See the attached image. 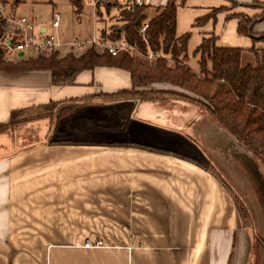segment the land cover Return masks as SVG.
Listing matches in <instances>:
<instances>
[{
    "label": "crops",
    "instance_id": "0c3cea01",
    "mask_svg": "<svg viewBox=\"0 0 264 264\" xmlns=\"http://www.w3.org/2000/svg\"><path fill=\"white\" fill-rule=\"evenodd\" d=\"M131 1L113 0L117 5L110 8L118 13ZM167 1L143 0L141 6L150 11V19ZM234 1L264 4V0ZM228 4L185 0L178 7L176 36L190 33L187 55L188 64H196L190 65L193 69L197 70L193 52L205 38L216 37L219 46L252 47L251 41L243 47L235 44L242 36L237 34V19L230 15L253 16L261 9L237 11ZM111 9L98 8L92 15V31L101 34L97 21ZM216 9L224 11L214 14ZM6 14L29 20L34 37L51 31L50 24ZM253 31L264 34V21ZM16 32L9 26L7 37L14 38ZM57 34L64 40L77 37L59 24ZM131 87L128 72L109 67L81 72L66 86L51 85L47 71L0 72V264H250L254 241L257 264H264L262 230L252 233L242 224L228 190L198 161L211 162L216 154L242 166L254 158L208 119L202 107L173 98L139 102L124 131L96 129L91 138L120 144H48L45 119L8 124L12 112ZM155 88L180 91L166 84ZM201 119L217 130L199 140L194 134ZM38 124L43 133L28 143L20 144L9 131ZM10 141L19 144L7 145ZM86 239L103 244L86 247Z\"/></svg>",
    "mask_w": 264,
    "mask_h": 264
},
{
    "label": "trees",
    "instance_id": "16d2710c",
    "mask_svg": "<svg viewBox=\"0 0 264 264\" xmlns=\"http://www.w3.org/2000/svg\"><path fill=\"white\" fill-rule=\"evenodd\" d=\"M227 1L234 7L261 9L258 15L236 13L230 17L238 21L239 36L249 37L253 43L264 42V34L253 31L256 23L264 21V4ZM184 2L168 0L164 6L155 9L156 13L150 19L146 15V7L126 5L118 13V24L101 32L102 38L109 41L123 39L141 54H147L149 49L154 56L152 60L129 52L111 56L107 52L89 48L82 54L60 55L53 52L47 56H27L11 62L4 60L0 51V72L47 71L53 86L72 85L79 73L92 71L96 67L126 71L132 83L129 90L98 93L84 100L49 102L32 110L12 112L8 124L14 127L16 124L45 119L51 135L46 140L48 144H120L94 140L91 139L93 135L85 134L94 133L93 128L96 130L95 127L99 128L101 124L107 130L124 131L137 103L173 98L195 103L205 109L219 127L264 165V51L253 45L248 50L253 55V62L242 66L243 49L219 46L217 38L211 36L203 39L194 50L197 70L193 69L188 64L187 55L190 33L176 36V12ZM102 5L107 11L111 7L107 0ZM222 11L216 9L213 13ZM144 22L148 24L144 34L146 43L138 33ZM2 33L3 21L0 17V37ZM169 61L173 64H168ZM161 84L180 91L155 88ZM31 112L34 115L29 114ZM63 127L66 133L62 132ZM62 135L64 137H57ZM72 135L80 138H69Z\"/></svg>",
    "mask_w": 264,
    "mask_h": 264
},
{
    "label": "rangeland",
    "instance_id": "374dc122",
    "mask_svg": "<svg viewBox=\"0 0 264 264\" xmlns=\"http://www.w3.org/2000/svg\"><path fill=\"white\" fill-rule=\"evenodd\" d=\"M78 0H2L3 7L2 11L6 14V12L14 13L18 16L25 15L29 19H33V22L35 24H41L48 26L51 21L52 14H58L59 17V27L64 26L68 28L70 32L73 33V35L77 37H86L88 34H91L92 32V2L93 0H80L78 4H76ZM99 3H103L106 0H99ZM120 4L124 3V0H117ZM110 3L111 6H116L117 3H114L113 0H107V3ZM10 7L12 9V12L10 10ZM99 7V6H98ZM228 8L232 10H239V7H234L230 3L227 6ZM111 9V8H110ZM109 9V10H110ZM103 12H105V9H102ZM117 8L112 7L111 12L109 15L106 13H103V17L101 21H97V29L99 32L105 30L106 28L110 26V24L117 25V18L114 21V18L117 17ZM120 11V9H119ZM150 11L146 12V15L148 18L151 16L149 15ZM261 14V11L260 13ZM258 15V14H257ZM153 16V15H152ZM110 29V28H109ZM239 41H236V45H239V47H243V44H250V41L252 42V46L256 49L264 51V42H254L250 40L249 37H246V39H243L244 37H241ZM242 49V48H240ZM66 52V51H65ZM65 52H60L64 54ZM66 54V53H65ZM34 56V55H30ZM24 58V57H22ZM26 58V57H25ZM253 55L248 50H243L242 56H241V65L244 66L248 63L253 62ZM168 64H173L171 61H169ZM192 67H195L196 64L193 62L190 64ZM170 99V98H169ZM191 103V102H190ZM195 104V103H192ZM196 105V104H195ZM34 113L36 111H33ZM31 112L29 114L34 115V113ZM208 115V119L214 120L213 117L205 111ZM38 114V111H37ZM206 115V114H205ZM211 116V117H210ZM216 122V121H215ZM210 122H208L209 124ZM98 123L96 122V125ZM101 127H95L97 128L98 132L101 131H107L111 132L112 130H107L106 128H103L104 124H101ZM100 126V125H97ZM211 126H213L211 124ZM208 126L207 123L201 121H198V123L195 125V134L199 136V140L202 139L203 134L208 133V131H215L217 129H211L213 127ZM219 126V125H217ZM211 127V128H210ZM27 130L22 129H9L10 133L13 135V139L15 136V140L17 139L19 143L25 142L28 143L30 140H36L41 133H43V126L41 124L33 125L32 127H27ZM219 129L223 132H226L224 129L219 127ZM89 131H92L90 129ZM94 133L95 130L93 128ZM64 133L67 132L66 128L63 127ZM105 132V133H107ZM25 133V134H23ZM94 133H87L85 135L92 136L93 138L95 135ZM102 133V132H101ZM210 133V132H209ZM227 133V132H226ZM79 134V133H76ZM64 135V134H63ZM57 136V137H64V136ZM27 136V137H26ZM51 135H48L50 137ZM207 136V134L205 135ZM195 137V138H196ZM71 139H79L80 136L72 135L69 137ZM12 139V140H13ZM25 139V141H24ZM16 140V141H17ZM16 141L14 142H7V145L16 146L19 143ZM13 143V144H12ZM209 146L208 143L205 144V147ZM199 157V156H198ZM214 158L211 162L206 161L205 159L198 160L201 165L206 167L208 170L212 172V174L217 177L220 182L223 184V186L228 190L230 196L234 200L236 204V208L239 214V217L241 219V222L243 225L250 226V229L252 233H255V230H262L264 235V200L261 199L260 193L258 192V186L256 185V177L250 168V164L247 162L242 163V166H240L238 163H231L228 162L226 159L222 158L221 156H216L214 154ZM251 162V160H249ZM253 166L256 167L255 173L259 176L261 181L264 184V165L257 161L256 159L252 160ZM251 162V163H252ZM203 163V164H202ZM264 188V186H263ZM264 198V195H263ZM255 241L252 244L251 253L250 256V264H257V250L255 248Z\"/></svg>",
    "mask_w": 264,
    "mask_h": 264
},
{
    "label": "built area",
    "instance_id": "2783aa9c",
    "mask_svg": "<svg viewBox=\"0 0 264 264\" xmlns=\"http://www.w3.org/2000/svg\"><path fill=\"white\" fill-rule=\"evenodd\" d=\"M99 0H93L91 4L94 8V17L98 6H102ZM131 4L141 6L143 0H132ZM0 17L3 21V33L0 37V51L6 61H15L22 57L30 55L47 56L53 52H60L66 50L67 53L82 54L89 48H95L97 51L107 52L111 56H117L120 53L129 52L140 56L147 60H152L154 56L148 49L147 54H141L135 47L128 44L125 40L109 41L101 37V34L96 33L95 29L91 35L86 39L73 37L70 40H64L57 34L59 17L58 14H52L50 21L51 31L43 37H34L33 25L25 17H15L12 15H4L2 12V3L0 1ZM13 26L17 32L15 37L9 39L7 37V28ZM148 28L147 22H144L139 30V34L146 43L145 32ZM148 48V47H147ZM21 54V57L18 55ZM101 240L92 242L86 239L84 245L86 247L101 246Z\"/></svg>",
    "mask_w": 264,
    "mask_h": 264
},
{
    "label": "water",
    "instance_id": "95a60500",
    "mask_svg": "<svg viewBox=\"0 0 264 264\" xmlns=\"http://www.w3.org/2000/svg\"><path fill=\"white\" fill-rule=\"evenodd\" d=\"M18 57H21V54H19L18 55ZM249 162H247V164H248ZM251 166H250V168L252 169V171H253V173H254V175H255V179H256V181H257V183H256V185L258 186V192L260 193L259 195L261 196V199L262 200H264V198H263V195H264V188H263V186H264V184H263V182L261 181V179L259 178V176L254 172L255 171V169L254 168H256V167H254L252 164H253V162L252 163H249Z\"/></svg>",
    "mask_w": 264,
    "mask_h": 264
}]
</instances>
